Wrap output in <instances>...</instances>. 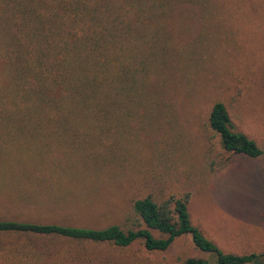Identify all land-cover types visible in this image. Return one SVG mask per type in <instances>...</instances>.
Returning a JSON list of instances; mask_svg holds the SVG:
<instances>
[{"label": "rangeland", "instance_id": "rangeland-1", "mask_svg": "<svg viewBox=\"0 0 264 264\" xmlns=\"http://www.w3.org/2000/svg\"><path fill=\"white\" fill-rule=\"evenodd\" d=\"M123 47L137 62L128 95L100 104L111 111L108 101H117L114 112L71 114L68 124L81 120V128L0 147V217L127 228L136 198L188 193L191 223L219 248L264 251V152H225L206 126L220 101L264 150V0H178L163 17L137 22ZM95 122L102 128H90ZM32 240L71 264H178L202 255L188 235L162 252L138 240L121 248ZM25 242L0 236V246Z\"/></svg>", "mask_w": 264, "mask_h": 264}, {"label": "trees", "instance_id": "trees-1", "mask_svg": "<svg viewBox=\"0 0 264 264\" xmlns=\"http://www.w3.org/2000/svg\"><path fill=\"white\" fill-rule=\"evenodd\" d=\"M178 0H0V147L7 141L32 142L57 130L81 128L71 114L114 112L100 104L126 97L137 59L122 54L136 23L166 15ZM127 43V42H126ZM118 99V98H117ZM207 128L219 147L231 154L257 158L264 150L237 130L225 105L211 104ZM90 128H102L94 123ZM50 142V139H48ZM188 193L155 202L136 198L130 227L110 224L92 228L59 222L0 217V236L25 237L28 242L0 246V264H71L52 260L35 247L37 237L126 247L140 241L144 250L162 252L174 239L188 235L202 255L178 264H249L264 260V251L225 252L191 223ZM32 240V241H31Z\"/></svg>", "mask_w": 264, "mask_h": 264}]
</instances>
